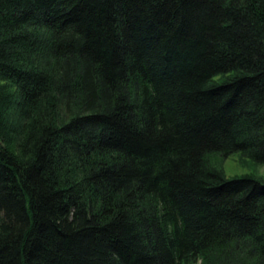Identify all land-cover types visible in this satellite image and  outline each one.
Segmentation results:
<instances>
[{
	"label": "trees",
	"instance_id": "obj_1",
	"mask_svg": "<svg viewBox=\"0 0 264 264\" xmlns=\"http://www.w3.org/2000/svg\"><path fill=\"white\" fill-rule=\"evenodd\" d=\"M264 0H0V264H264Z\"/></svg>",
	"mask_w": 264,
	"mask_h": 264
},
{
	"label": "rangeland",
	"instance_id": "obj_2",
	"mask_svg": "<svg viewBox=\"0 0 264 264\" xmlns=\"http://www.w3.org/2000/svg\"><path fill=\"white\" fill-rule=\"evenodd\" d=\"M219 166L229 179L252 176L264 180V165H258L239 153L224 158L220 161Z\"/></svg>",
	"mask_w": 264,
	"mask_h": 264
}]
</instances>
